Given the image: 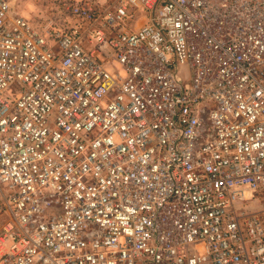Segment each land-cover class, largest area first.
Returning <instances> with one entry per match:
<instances>
[{"label":"built area","instance_id":"built-area-1","mask_svg":"<svg viewBox=\"0 0 264 264\" xmlns=\"http://www.w3.org/2000/svg\"><path fill=\"white\" fill-rule=\"evenodd\" d=\"M24 2L0 0V264H264V0Z\"/></svg>","mask_w":264,"mask_h":264},{"label":"rangeland","instance_id":"rangeland-1","mask_svg":"<svg viewBox=\"0 0 264 264\" xmlns=\"http://www.w3.org/2000/svg\"><path fill=\"white\" fill-rule=\"evenodd\" d=\"M55 3L56 0H25L20 8L24 15L35 20L40 16H56V18H59L61 15L59 11L62 10V8H57Z\"/></svg>","mask_w":264,"mask_h":264}]
</instances>
